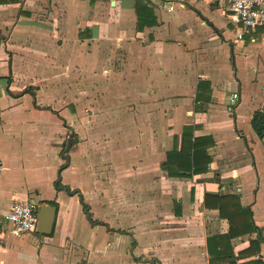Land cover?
Wrapping results in <instances>:
<instances>
[{
    "label": "crops",
    "instance_id": "obj_1",
    "mask_svg": "<svg viewBox=\"0 0 264 264\" xmlns=\"http://www.w3.org/2000/svg\"><path fill=\"white\" fill-rule=\"evenodd\" d=\"M234 38L212 0H0V219L57 207L50 235H5L0 264H210L230 223L207 193L239 197L264 260V48ZM189 125L212 161L169 176Z\"/></svg>",
    "mask_w": 264,
    "mask_h": 264
},
{
    "label": "trees",
    "instance_id": "obj_2",
    "mask_svg": "<svg viewBox=\"0 0 264 264\" xmlns=\"http://www.w3.org/2000/svg\"><path fill=\"white\" fill-rule=\"evenodd\" d=\"M252 125L258 136L264 139L263 111L254 113ZM194 129L195 127L191 125L185 126L182 133L181 149L168 152L169 176H188L192 173L199 174L208 171L212 161L208 149L215 145V142L210 137H196ZM188 144L190 145L188 146ZM192 150L193 153L191 152ZM204 202L207 208L218 209L220 216L228 219L230 223V229L227 233L213 235L208 238L210 264H235L240 258L248 259L240 264H264V260L260 258L249 259L260 253L262 237L260 236L259 228L253 222L251 212L241 205L239 197L232 194L207 193ZM51 203L54 204L55 202ZM254 232H258V237L250 240L249 246L237 255L226 254L224 250H217L219 249L218 244H222L224 240L231 242L241 235Z\"/></svg>",
    "mask_w": 264,
    "mask_h": 264
},
{
    "label": "built area",
    "instance_id": "obj_3",
    "mask_svg": "<svg viewBox=\"0 0 264 264\" xmlns=\"http://www.w3.org/2000/svg\"><path fill=\"white\" fill-rule=\"evenodd\" d=\"M227 15L235 29L234 42L254 36L258 32L264 35V0H212ZM239 93L234 92L231 103L235 104ZM5 166L0 157V177ZM39 207L30 201L17 200L4 214L6 224L0 219V241L7 234L20 236L35 231L38 224Z\"/></svg>",
    "mask_w": 264,
    "mask_h": 264
},
{
    "label": "water",
    "instance_id": "obj_4",
    "mask_svg": "<svg viewBox=\"0 0 264 264\" xmlns=\"http://www.w3.org/2000/svg\"><path fill=\"white\" fill-rule=\"evenodd\" d=\"M73 144V135L70 136L64 156H67V152L70 150ZM39 207V214H38V224H37V232L50 235L53 232L55 221H56V214H57V207L51 204H39L38 202L34 201Z\"/></svg>",
    "mask_w": 264,
    "mask_h": 264
},
{
    "label": "rangeland",
    "instance_id": "obj_5",
    "mask_svg": "<svg viewBox=\"0 0 264 264\" xmlns=\"http://www.w3.org/2000/svg\"><path fill=\"white\" fill-rule=\"evenodd\" d=\"M229 28L232 29V27H229ZM234 32H235V29H234ZM250 39H251L250 37H246V38L244 39V41H245V43H246L247 45H249V44H257V45H259V44H263L262 47L264 48V37L261 36L260 38H258V40L255 41L256 43H252ZM260 54H261V57L264 56L262 53H260Z\"/></svg>",
    "mask_w": 264,
    "mask_h": 264
}]
</instances>
